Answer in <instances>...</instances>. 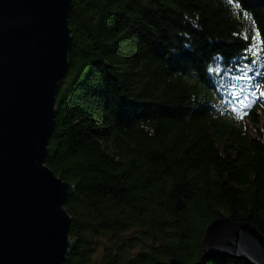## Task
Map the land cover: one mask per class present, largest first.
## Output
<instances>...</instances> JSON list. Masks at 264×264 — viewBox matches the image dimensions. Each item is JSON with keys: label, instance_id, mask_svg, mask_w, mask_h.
<instances>
[{"label": "trees", "instance_id": "16d2710c", "mask_svg": "<svg viewBox=\"0 0 264 264\" xmlns=\"http://www.w3.org/2000/svg\"><path fill=\"white\" fill-rule=\"evenodd\" d=\"M69 24L44 160L75 185L61 264H91L100 236L101 264H246L203 257L201 240L219 216L264 233V131L243 125L264 116V0H73ZM225 72L250 89L221 88ZM132 239L144 249L128 256Z\"/></svg>", "mask_w": 264, "mask_h": 264}, {"label": "water", "instance_id": "95a60500", "mask_svg": "<svg viewBox=\"0 0 264 264\" xmlns=\"http://www.w3.org/2000/svg\"><path fill=\"white\" fill-rule=\"evenodd\" d=\"M72 4L0 0V264H61L76 246L65 207L75 185L44 162L69 65ZM201 242L203 257L264 264V233L248 221L214 218Z\"/></svg>", "mask_w": 264, "mask_h": 264}, {"label": "rangeland", "instance_id": "374dc122", "mask_svg": "<svg viewBox=\"0 0 264 264\" xmlns=\"http://www.w3.org/2000/svg\"><path fill=\"white\" fill-rule=\"evenodd\" d=\"M248 53L250 55V60L252 62H259L260 59V51H259V47L257 44V39L252 36L251 38V44L248 48ZM225 74V78H226V82L225 81H217V83L220 85L221 88L225 87L227 89V91H230V93L232 95H238V93L236 92V90H238L239 88H242L243 85H246V87L244 88V92H246L247 90H249V77L246 76H242L240 79H236V77L234 75H229L227 77L226 72ZM227 85V87H226ZM235 86L238 87L235 88ZM248 86V87H247ZM253 90L256 92V94H259L260 96H264V82H261V79L257 80L256 82L253 83ZM256 96V95H255ZM216 102V100H215ZM235 113H237L238 109L234 110ZM243 125L245 126V128L248 130V133L250 135H255L257 134V129L259 128L261 131H264V116H260L259 120H258V124L257 125H253L251 123V121L249 120H245L243 121ZM123 236H128V235H135L136 234V229L135 228H129L127 230L122 231ZM144 244L145 242H143L141 239H132L130 240V242H124L122 243V246L125 249V253L128 256H135L137 254H139V252L141 250L144 249ZM107 246H109V241L107 240V238L105 237H99L97 244L95 245L94 251L92 253L91 256V264H101V260L103 258V253L105 251V249L107 248Z\"/></svg>", "mask_w": 264, "mask_h": 264}]
</instances>
